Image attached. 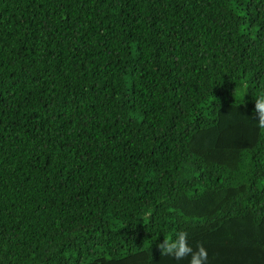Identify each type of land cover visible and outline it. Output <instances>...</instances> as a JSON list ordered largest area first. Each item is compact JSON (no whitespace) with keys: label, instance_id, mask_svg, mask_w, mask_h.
Masks as SVG:
<instances>
[{"label":"trees","instance_id":"obj_1","mask_svg":"<svg viewBox=\"0 0 264 264\" xmlns=\"http://www.w3.org/2000/svg\"><path fill=\"white\" fill-rule=\"evenodd\" d=\"M264 0H0V264H264Z\"/></svg>","mask_w":264,"mask_h":264},{"label":"clouds","instance_id":"obj_2","mask_svg":"<svg viewBox=\"0 0 264 264\" xmlns=\"http://www.w3.org/2000/svg\"><path fill=\"white\" fill-rule=\"evenodd\" d=\"M255 107L253 110V119L264 128V94H260L254 98ZM158 247L162 255L173 257L180 261L190 256V264H207L208 252L203 246H198V250L194 251L193 247L188 243V233L178 232L175 238H166Z\"/></svg>","mask_w":264,"mask_h":264}]
</instances>
